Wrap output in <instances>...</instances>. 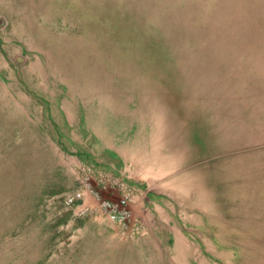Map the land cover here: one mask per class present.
<instances>
[{"label":"rangeland","instance_id":"obj_1","mask_svg":"<svg viewBox=\"0 0 264 264\" xmlns=\"http://www.w3.org/2000/svg\"><path fill=\"white\" fill-rule=\"evenodd\" d=\"M57 62L164 109L93 113L104 145L65 111ZM121 185L132 234L98 210ZM263 185L264 0H0V264L263 258Z\"/></svg>","mask_w":264,"mask_h":264},{"label":"bare ground","instance_id":"obj_2","mask_svg":"<svg viewBox=\"0 0 264 264\" xmlns=\"http://www.w3.org/2000/svg\"><path fill=\"white\" fill-rule=\"evenodd\" d=\"M75 64L78 65L79 63L77 62ZM38 74L43 73H40L39 71ZM52 76L61 82L64 89L63 91L60 90L59 94L64 104L65 111L71 113L75 110H80L82 113L86 114V117H84L86 126L98 133L100 142L104 145L112 143L111 140L115 134L110 133L103 126L101 127L99 125V120H90L93 113H98L100 115L107 114L108 118L112 119V116L118 112H132L143 108V105L141 106L140 104L131 107L129 102L126 101V98L136 99L143 104H151L150 106L154 108L153 110L155 111L156 109L157 111L164 109V106L161 105L162 102H159L160 99L158 100L156 98L157 96L152 92L155 90L143 87L140 90L138 89L137 91L132 92L130 87L125 86L117 88V91L115 92L116 89H114L112 85H107L99 80L98 73L94 68L85 69L84 72L82 71L78 73L74 68L70 66L67 67L66 65L62 66L57 62L52 67ZM120 94L124 95V102L116 101V98ZM118 123L120 129H125L130 126L127 120H123L122 122L119 121ZM158 127H160V125ZM244 203L252 204L249 200H246ZM243 208L245 207H241V209ZM240 264H264V257L252 256L247 258L243 256Z\"/></svg>","mask_w":264,"mask_h":264},{"label":"built area","instance_id":"obj_3","mask_svg":"<svg viewBox=\"0 0 264 264\" xmlns=\"http://www.w3.org/2000/svg\"><path fill=\"white\" fill-rule=\"evenodd\" d=\"M76 196H79V193ZM97 200L99 212L113 223L121 234H132L142 229V223L131 214L129 205L132 200V192L127 186L121 185V194L117 199L98 197ZM63 202L67 206H72L75 196L67 195ZM87 210V207L82 208L81 213Z\"/></svg>","mask_w":264,"mask_h":264}]
</instances>
